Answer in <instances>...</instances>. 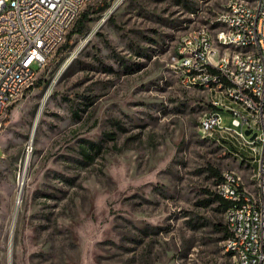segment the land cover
<instances>
[{
    "label": "rangeland",
    "instance_id": "rangeland-1",
    "mask_svg": "<svg viewBox=\"0 0 264 264\" xmlns=\"http://www.w3.org/2000/svg\"><path fill=\"white\" fill-rule=\"evenodd\" d=\"M227 3L108 0L56 50L0 128V264L227 260L214 172L257 195V158L200 130L208 92L172 68L182 34L221 25Z\"/></svg>",
    "mask_w": 264,
    "mask_h": 264
},
{
    "label": "built area",
    "instance_id": "built-area-1",
    "mask_svg": "<svg viewBox=\"0 0 264 264\" xmlns=\"http://www.w3.org/2000/svg\"><path fill=\"white\" fill-rule=\"evenodd\" d=\"M96 1L0 0V128L27 89L23 81L35 82L83 10ZM218 18L232 20L233 30L204 25L186 31L179 40L184 58L176 57L172 68L180 74L181 64H188L182 85L208 92L210 108L200 130L231 134L254 151L257 195L233 171L223 174L216 192L232 203L225 211L230 234L223 241L228 255L223 264H264V0H228Z\"/></svg>",
    "mask_w": 264,
    "mask_h": 264
},
{
    "label": "trees",
    "instance_id": "trees-1",
    "mask_svg": "<svg viewBox=\"0 0 264 264\" xmlns=\"http://www.w3.org/2000/svg\"><path fill=\"white\" fill-rule=\"evenodd\" d=\"M107 7H108V0H100V2L97 3L96 6L91 5L88 9L83 10V12L81 13L80 17L78 18L75 26L72 29L71 34H69L68 39L66 40L65 44H63L62 46L59 47V51L65 52L68 50V48L70 47V41H71L72 33L82 32V30L86 26V22L89 20L90 15L93 12V10H104ZM8 121H9V117L7 116L4 123H6ZM84 143L85 144H83L81 146L83 155L92 159L93 156L91 155V152L89 149H94L96 147V145H98V144L92 140H89V139H85ZM214 173L219 176V178H220L219 182H220L223 179V174L219 173L218 171H215ZM216 195H217V199L219 201L220 206L226 211V209L229 206H231V204H232L231 201L224 199L218 193ZM221 229L224 232V239H226L230 234L227 224L222 225Z\"/></svg>",
    "mask_w": 264,
    "mask_h": 264
},
{
    "label": "bare ground",
    "instance_id": "bare-ground-1",
    "mask_svg": "<svg viewBox=\"0 0 264 264\" xmlns=\"http://www.w3.org/2000/svg\"><path fill=\"white\" fill-rule=\"evenodd\" d=\"M220 24L222 25V29L226 30H233V22L232 20H226V18H218ZM176 57L177 58H184V50L182 49V43L178 42L176 47ZM188 73V64H181V71L179 77L181 83H184L187 79ZM30 87V81H23V88ZM199 88H206V81H199ZM21 187V183H20ZM21 194V191H20ZM19 194V195H20Z\"/></svg>",
    "mask_w": 264,
    "mask_h": 264
},
{
    "label": "water",
    "instance_id": "water-1",
    "mask_svg": "<svg viewBox=\"0 0 264 264\" xmlns=\"http://www.w3.org/2000/svg\"><path fill=\"white\" fill-rule=\"evenodd\" d=\"M246 133H247V134H250V133H251V129H247V130H246ZM255 135H256V134L254 133V134L251 136V138L253 139V138L255 137ZM22 185H23V180L21 181L20 191H22Z\"/></svg>",
    "mask_w": 264,
    "mask_h": 264
}]
</instances>
